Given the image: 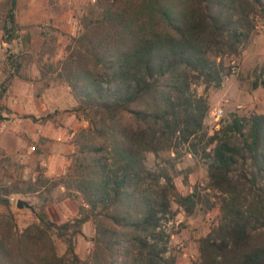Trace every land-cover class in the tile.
Returning <instances> with one entry per match:
<instances>
[{
  "label": "trees",
  "instance_id": "1",
  "mask_svg": "<svg viewBox=\"0 0 264 264\" xmlns=\"http://www.w3.org/2000/svg\"><path fill=\"white\" fill-rule=\"evenodd\" d=\"M16 3H2L9 42ZM259 19L264 0H94L63 54L44 41L36 52L42 76L57 72L87 123L72 136L73 162L51 184L77 209L55 222L34 208L20 227L9 196L35 193L45 180L0 186V264H180L170 247L174 219L192 214L202 194L179 191L176 165L202 141L213 197L205 201L215 213L198 239L197 264H264V113L231 114L208 134V100L197 91L222 85L231 72L225 59L241 55ZM79 235L90 243L85 258Z\"/></svg>",
  "mask_w": 264,
  "mask_h": 264
},
{
  "label": "rangeland",
  "instance_id": "2",
  "mask_svg": "<svg viewBox=\"0 0 264 264\" xmlns=\"http://www.w3.org/2000/svg\"><path fill=\"white\" fill-rule=\"evenodd\" d=\"M3 1L0 0V25L5 16ZM94 0H17L15 19L17 30L13 39L6 41L0 30V186L24 188L27 182L41 178L45 182L39 185L35 193H15L9 196L11 208L20 227L34 220L33 210L44 208L48 217L62 222L74 215L77 206L71 198L62 197L63 187H52V182L62 168L66 171L73 162L74 146L71 129L78 130L87 125L75 111L76 103L70 95L69 87L55 82L57 72L42 76L36 52L44 41L55 46L62 53V47L69 36L81 30V19ZM9 56V59H7ZM231 72L220 87H210L206 91L197 88L209 104L204 119L208 134H212L226 124L231 114L248 116L251 113H264V85L260 83V74L264 71V21L258 20L251 40L236 58H226ZM256 83V84H255ZM221 108L220 116L213 111ZM26 115L36 116L38 121ZM43 126L38 132L39 125ZM55 126V127H54ZM61 128L64 139L49 142L42 141L47 136L43 132L49 128ZM55 141V142H54ZM202 141L197 151L183 154L177 161L178 173L175 182L180 192L191 191L195 186L202 194L194 211L186 215L182 210L175 217L174 233L170 238V247L179 255L180 264H197L198 239L208 230L215 210L207 208L206 198L213 201L206 188V165L202 157ZM61 154L53 161L59 169L54 171L46 161L53 157L48 154ZM182 152H184L182 150ZM148 164H153L152 154H148ZM187 175V181L183 180ZM17 198L28 201L33 210L16 207ZM2 206L0 205V209ZM84 234H93L91 222L83 226ZM60 253L64 244L56 239ZM90 243L84 236L77 237V251L82 258L88 254Z\"/></svg>",
  "mask_w": 264,
  "mask_h": 264
},
{
  "label": "crops",
  "instance_id": "3",
  "mask_svg": "<svg viewBox=\"0 0 264 264\" xmlns=\"http://www.w3.org/2000/svg\"><path fill=\"white\" fill-rule=\"evenodd\" d=\"M55 127V126H54ZM42 128H43V126H42V124L41 125H39V128H38V132H42ZM76 130L75 129H71V131H70V133H69V135H68V137H72L73 136V134H74V132H75ZM44 133V135L45 136H47L46 138H43L44 140H42V141H48L49 142V137H52L55 141H56V143H58L59 145H60V143L59 142H57V141H60L61 139H64V137H63V132L61 131V128H59V127H56V128H49V131L48 130H46V132H43ZM54 141V142H55ZM56 150H57V148H56ZM51 155V157H53L52 159H51V161H49V160H47L46 161V164H48L49 166H50V168L51 169H54V171H56L57 169H59V166H57V165H54V163H53V161L55 160V161H58L60 158H61V154H60V152L57 150L56 152H53V153H50V154H48V156H50ZM64 168V167H63ZM62 168V170L61 171H59V173H63V172H65V170ZM88 223L89 222H87V223H85V225H88ZM84 225V226H85Z\"/></svg>",
  "mask_w": 264,
  "mask_h": 264
},
{
  "label": "water",
  "instance_id": "4",
  "mask_svg": "<svg viewBox=\"0 0 264 264\" xmlns=\"http://www.w3.org/2000/svg\"><path fill=\"white\" fill-rule=\"evenodd\" d=\"M16 207L19 208V209L29 208V209L33 210L32 205L28 201H26V200H24L22 198H17Z\"/></svg>",
  "mask_w": 264,
  "mask_h": 264
},
{
  "label": "built area",
  "instance_id": "5",
  "mask_svg": "<svg viewBox=\"0 0 264 264\" xmlns=\"http://www.w3.org/2000/svg\"><path fill=\"white\" fill-rule=\"evenodd\" d=\"M221 113H222V109L221 108H218L215 111H213V114H215L216 116H220Z\"/></svg>",
  "mask_w": 264,
  "mask_h": 264
}]
</instances>
